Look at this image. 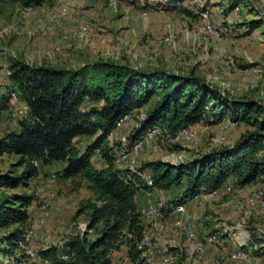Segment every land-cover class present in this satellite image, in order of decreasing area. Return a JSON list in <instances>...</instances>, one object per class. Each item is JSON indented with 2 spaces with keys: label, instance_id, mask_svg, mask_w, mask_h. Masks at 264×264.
<instances>
[{
  "label": "rangeland",
  "instance_id": "1",
  "mask_svg": "<svg viewBox=\"0 0 264 264\" xmlns=\"http://www.w3.org/2000/svg\"><path fill=\"white\" fill-rule=\"evenodd\" d=\"M160 1L43 0L39 6L31 7L0 1V98L8 103L0 118V137L17 131L18 120L24 117V104L12 98L10 93L9 65L15 60L69 69L97 60H110L142 71L158 69L192 74L222 93L264 103V0H238L234 6L228 0ZM84 22L94 25L92 34L81 31ZM209 28L216 29L219 36L211 37ZM63 51H69V57L64 56ZM157 98L153 97L128 116L126 122L120 123L109 135L110 144L116 145L127 139L153 108ZM190 128L193 135L189 139L171 141L162 134L145 140L141 150L128 152L126 157L117 151L115 165L136 168L153 159L183 162L216 146L232 144L246 126L224 120L202 122ZM79 140L76 146L83 149L87 140ZM97 159L95 155L92 163L98 169L103 168V163ZM62 166L61 163L41 166L40 174L27 186H0V200L3 197L10 199L12 195L33 197L27 207L30 220L39 216L42 204L46 206L48 215L44 226L31 233L28 239V248L35 252L50 245L61 247L68 236L86 228L88 217L83 209L94 195L86 180L78 176L59 177L58 170ZM20 171L17 156H0V175ZM228 186L229 192L221 191L215 198L194 199L192 205L199 208L202 204L204 211L186 220L185 215L162 217L160 213L150 214L149 203L145 204L137 196L138 206L145 214L147 211L149 216L160 219L161 224L166 222L177 228L167 229L162 236L159 231V239L154 238L151 231L145 234L157 251L153 260L146 259L147 263L238 264L231 258L234 246L229 234L220 235L219 244L210 243L207 238L214 230H219L223 222L236 228V232L245 230L249 233L254 227L263 237L264 212L256 204L245 203L253 191L261 192L264 197V186L253 183L236 188L232 180L228 181ZM177 190L181 191L175 187L160 191L172 198L179 193ZM160 197L154 196L152 203L158 205ZM189 203L187 207L191 205ZM29 224L30 221L26 230ZM14 227L0 228V236ZM248 251L244 264H264V255L255 256L250 253V248ZM124 253L120 248L112 254L113 264H131ZM0 264L42 263L39 259L25 258L16 263L9 262L0 253Z\"/></svg>",
  "mask_w": 264,
  "mask_h": 264
},
{
  "label": "trees",
  "instance_id": "2",
  "mask_svg": "<svg viewBox=\"0 0 264 264\" xmlns=\"http://www.w3.org/2000/svg\"><path fill=\"white\" fill-rule=\"evenodd\" d=\"M25 7L43 0H0ZM234 6L238 0H228ZM179 2V0H172ZM164 7V6H163ZM10 93L26 107L18 130L0 137V156L18 157L20 173L0 175V186H27L41 166L63 164L59 177H80L88 182L94 198L84 206L88 217L84 231L66 238L61 247L50 245L37 251L42 264H113L112 252L125 247L131 264H148L143 256L145 228L137 203L138 194L154 190L181 191L159 207L167 217L179 205L196 196L224 190L228 181L243 188L264 186V103L232 97L202 78L164 70L142 71L127 64L97 60L76 69L30 65L20 60L9 65ZM158 97L145 118L129 134L128 148L157 127L163 138L172 139L182 128L227 120L246 126L229 145H219L183 162L146 160L136 168L115 165L121 143L110 144L117 124ZM8 103L0 98V118ZM86 139L83 149L76 146ZM97 155L103 168L92 163ZM147 172L148 184L143 177ZM33 197L12 195L0 200V228L15 225L0 236V253L10 259L24 240ZM242 250L264 255L262 236L254 227Z\"/></svg>",
  "mask_w": 264,
  "mask_h": 264
},
{
  "label": "built area",
  "instance_id": "3",
  "mask_svg": "<svg viewBox=\"0 0 264 264\" xmlns=\"http://www.w3.org/2000/svg\"><path fill=\"white\" fill-rule=\"evenodd\" d=\"M114 1H118V0H114ZM166 0H161L160 2L163 3ZM94 25L90 22H84L81 25V31L84 34H92L94 32ZM209 35L211 37H218L219 33L216 29H210L209 28ZM64 56L69 57L70 52L69 51H63ZM23 114L26 113V107L23 106V110H22ZM128 120V117H124L116 126V128L120 125V123L126 122ZM115 128V129H116ZM114 129V130H115ZM114 130L111 132L113 133ZM192 130L191 128H182L180 129L176 135L172 138L171 141H173V139L178 140V138L182 139H189L193 134H192ZM162 136V131L157 128V127H152L149 128L146 133L145 136L136 141L131 148H128L129 144H128V140L127 139H123L122 143H121V153L122 156L126 157L128 152H138L139 150L142 149L143 147V143L145 140H149V139H153L156 137H161ZM144 179L146 180V182L148 184H151V178L150 175L148 173H144L143 174ZM229 192L230 191V187L227 186L224 190H216V191H212L210 193H205V194H201L199 196H196L194 199H198L199 197H205L207 199H211V198H215L219 195L220 192ZM247 204L250 205H258L262 211L264 212V197L262 196L261 192L259 191H253L249 198L247 199ZM148 212L150 214H154V215H158L159 214V208L156 205L150 204L148 207ZM174 212H184V205H179L174 209ZM48 212L46 209V206L44 204H42L40 206V214L37 217H33L30 220V224H29V229L26 230L25 235H24V240L20 245V249L16 252V257H21V255H24V258L26 260H35L38 259L37 256V252H35L34 250H32L31 248H28V239L31 235V233L33 232H38L42 229V227L45 224L46 218H47ZM236 228H232L230 227L227 223L223 222L220 227L219 230L225 234H229V236L231 237V241L232 244L234 246V251L231 254V258L233 260H235L238 264H244L247 257H248V253L242 250V245L246 244L245 241L249 238V234L247 231L242 230L241 232H236L235 231ZM187 233L191 234L189 231H186ZM220 235L218 234L217 231H213L211 235H209V237L207 238L208 242L210 243H214V244H219L220 243ZM144 244H145V250L143 252V256L150 261L154 255H155V248L153 243L147 239V237H144ZM261 247H264V236L262 237V241H261ZM198 249L201 251V247L198 246ZM9 262H15V257L12 256L9 259Z\"/></svg>",
  "mask_w": 264,
  "mask_h": 264
},
{
  "label": "crops",
  "instance_id": "4",
  "mask_svg": "<svg viewBox=\"0 0 264 264\" xmlns=\"http://www.w3.org/2000/svg\"><path fill=\"white\" fill-rule=\"evenodd\" d=\"M54 68H58V67H54ZM192 158H194V157H192ZM161 196L159 199H158V203H156V204H158V205H156V206H158V208L163 204V203H165V201L167 200V199H169V198H171V196L170 195H167V196H165V194H163L162 193V191H160V190H154V191H152V192H150V193H144V194H138V196H140V200H142V202H144L145 204H147V203H149V205L150 204H153V205H155L154 203H152V202H154L153 201V197L154 196ZM194 200V199H193ZM193 200H191V201H189V202H191V203H189V204H191L189 207H187V204H185L184 205V212H181V213H178V212H174V211H172L170 214H169V216H176V214H178V215H185L184 217V220H186V219H190V218H193L194 217V215L196 214V213H203V208H202V204L199 206V208H196V207H194L193 205H192V202H194ZM246 205H248L247 203H245ZM141 209V208H140ZM196 210V211H195ZM141 212H142V222H143V224H144V228H145V234H148L150 231H151V234L153 235V234H155L154 235V238H157V239H159L158 237H157V235H158V232L160 231V233L159 234H161V236H162V232H164V231H166L167 229L169 230V229H173V230H175V229H177L176 227H174V225L172 224V225H168V223H166V222H164L163 224H161L162 223V221L159 219V221L157 220V219H155L154 217H151V216H149L148 214H147V211H146V214H145V211H143V210H141ZM168 217V216H167ZM158 221V222H157ZM152 222V223H151ZM150 223V224H149ZM165 225V226H164ZM153 230H155L156 232H153ZM214 231H217L218 232V234L219 235H222L223 233L221 232V231H219V230H214ZM75 234V233H74ZM183 234V233H182ZM121 249H124V251H125V247L124 246H122L121 247ZM233 251H234V249H233ZM156 252L157 251H155V255H154V257L151 259V260H153L154 258H155V256H156ZM114 253H117V251H113L112 252V254H114ZM125 254V253H124ZM150 260V261H151ZM233 260V259H232ZM235 261V260H234ZM236 262V261H235Z\"/></svg>",
  "mask_w": 264,
  "mask_h": 264
}]
</instances>
